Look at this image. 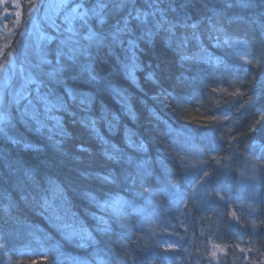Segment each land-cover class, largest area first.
Here are the masks:
<instances>
[{"label":"trees","instance_id":"trees-1","mask_svg":"<svg viewBox=\"0 0 264 264\" xmlns=\"http://www.w3.org/2000/svg\"><path fill=\"white\" fill-rule=\"evenodd\" d=\"M161 7L170 20L198 24L206 52L191 41L186 54L197 58L181 60L161 31L151 43L140 42V67L133 79L122 67L127 62L122 49L102 50L94 68L124 92L126 101L121 103L103 83L69 79V87L95 96L85 112L69 102L68 112L53 113L70 137L56 135L55 121L36 132L23 115L27 100L12 112V139L0 136V264L264 261V0H251L246 8L237 0H175L171 5L163 0ZM214 9L224 12L221 23L229 45L216 44L215 37L223 40L224 34L213 29ZM127 11L111 13L105 30ZM234 17L239 19L229 23ZM211 57L221 62H209ZM57 92L63 94V88ZM101 109L118 119L112 128L99 122V136L124 159L146 160L147 179L137 177L133 184L135 164L107 159L96 133L79 122L99 117ZM129 140L143 143L146 151H137ZM55 141H61L62 151ZM81 145L89 151H81ZM28 169L33 176L26 175ZM109 172L119 178L116 183L102 180ZM126 173L132 174L127 180ZM49 179L63 187V199L53 197ZM85 192L100 200L119 194L131 205L114 217ZM45 197L50 207L44 206ZM98 217L110 231L97 230L103 227ZM82 229L91 233V241L75 235ZM169 245L174 250L165 251ZM215 247L222 250L216 263L210 255Z\"/></svg>","mask_w":264,"mask_h":264},{"label":"snow or ice","instance_id":"snow-or-ice-1","mask_svg":"<svg viewBox=\"0 0 264 264\" xmlns=\"http://www.w3.org/2000/svg\"><path fill=\"white\" fill-rule=\"evenodd\" d=\"M162 2L163 0H146L145 4L140 5L138 4V0H95L94 3L89 5L88 0H78V2L76 0H58L57 3L50 4L49 7L66 10L63 17L66 27L62 30L57 28L56 31L59 35L56 36L47 35L43 32L39 34L34 48L36 62L31 64L27 69H20L23 83L10 94V101L5 81L10 78V71L15 72L16 66L13 64L10 70L5 65L0 64V136L12 139L8 136L12 123L9 104L19 105L21 100H27L23 115L35 125L36 132H43L49 128V122L55 121L52 127L57 130L56 135L70 137L71 134L64 128L61 119L53 115V113L68 112L69 102L79 106L81 112H85L95 103V96L92 93L79 92L69 87L67 85L69 79H83L90 86L103 83L106 91L119 98L121 103H124L126 101L124 92L110 81L101 77L94 68L96 55H99L102 50L106 49L107 52L111 53L117 47L122 49L127 61L126 63H122V67L125 73L133 79L135 78L136 70L140 67L137 63L138 57L136 55L137 50L140 48V42L151 43L161 31L166 34V41L170 46H174L181 60L197 58L186 54L191 41L197 42L201 51L206 52V49L200 44L198 24H189L186 20L181 23L180 21L168 19L164 9L161 7ZM174 2L175 0H168L169 5ZM237 3L240 7L246 8L251 6V0H237ZM178 6L183 7L184 5ZM226 7H232V4L226 3ZM125 9H128L127 14L117 19L114 25L105 30L109 15ZM175 10L176 8L173 7L172 11ZM223 16V10H213V17L216 19L213 29L215 32L224 34L223 40H221L220 36L215 37L217 46L232 43L230 38L227 37L221 23ZM233 19L239 18H231L228 22L231 23ZM180 28H183L185 31L183 34L178 35L177 33ZM260 29L261 34L264 35V24L260 25ZM54 40L57 41L56 47L50 49L48 46ZM244 43L247 42L244 41ZM125 45H127L126 48L124 47ZM212 61L216 63L221 62L217 57H211L209 62ZM149 79H152L151 74H149ZM33 85L35 87H32ZM59 87L63 88V94L57 92V88ZM33 92L35 93L34 96L31 95ZM238 94L239 90L233 93V95ZM71 114L73 116L76 115L75 112ZM42 117L46 119H42ZM109 117L111 118L109 119ZM117 119L106 109H101L99 117L90 116L87 119L81 118L79 122L85 128H89L93 133H96L103 145V155L107 159L116 162L123 161L129 165L135 164L136 176H132L131 173L124 175V179L126 180L132 176V183L135 184L137 177L147 179L151 175L147 168L148 162L143 159L134 162L131 157L124 159L121 155L117 154L120 150L115 145H110L98 133L97 124L99 122L103 121L108 124L109 128H112L114 126L113 122ZM212 119L215 121L216 118L213 117ZM51 138L50 136L49 139ZM12 142L18 143L19 141L13 140ZM128 142L137 151H146L143 143L137 146L131 140ZM55 144L57 150L62 151L61 141H55ZM25 147H32V145H25ZM79 148L81 151H89V149L84 148L82 145ZM141 173H143L142 176ZM26 175L31 177L34 173L28 169L26 170ZM204 175L207 176L209 174L204 173ZM118 179L111 172L102 177L105 183H116ZM169 182H172L171 178H169ZM48 183L53 197L63 199V187L51 179H49ZM84 196L97 207L110 211L114 217L124 214L126 207L131 205L129 200H126L119 194H108L103 200H100L98 195H94L92 192H85ZM44 206L46 208L51 206L47 197L44 198ZM97 219L99 220V224L103 225V227L98 225V231L111 230V226L106 220L102 217H98ZM75 235L86 241L93 239L91 233L83 229ZM121 246L125 247L123 244ZM169 250H174V248L169 245L165 251ZM125 255L127 256L126 252ZM210 255L216 257V252L213 251ZM261 264H264V261Z\"/></svg>","mask_w":264,"mask_h":264},{"label":"rangeland","instance_id":"rangeland-1","mask_svg":"<svg viewBox=\"0 0 264 264\" xmlns=\"http://www.w3.org/2000/svg\"><path fill=\"white\" fill-rule=\"evenodd\" d=\"M58 0H0V64L11 70L15 64V72L9 73L10 78L5 81L9 95L23 83L21 68L27 69L36 62L34 48L41 32L56 36L66 27L63 21L66 10L49 7ZM78 2V0H76ZM57 41L49 44L50 49L56 47ZM17 83V84H16ZM16 84V86H15ZM15 88V89H14ZM11 100V95L9 96ZM10 115L19 111V105L9 104ZM218 262L222 250L215 247Z\"/></svg>","mask_w":264,"mask_h":264}]
</instances>
